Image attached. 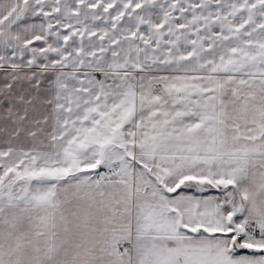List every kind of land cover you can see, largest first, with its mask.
Masks as SVG:
<instances>
[{
	"label": "snow or ice",
	"instance_id": "snow-or-ice-1",
	"mask_svg": "<svg viewBox=\"0 0 264 264\" xmlns=\"http://www.w3.org/2000/svg\"><path fill=\"white\" fill-rule=\"evenodd\" d=\"M0 264H264V0H0Z\"/></svg>",
	"mask_w": 264,
	"mask_h": 264
}]
</instances>
